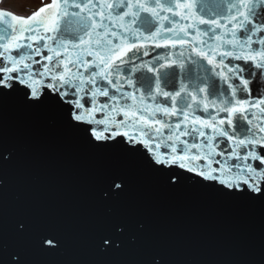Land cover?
I'll return each mask as SVG.
<instances>
[{
    "label": "snow or ice",
    "instance_id": "obj_1",
    "mask_svg": "<svg viewBox=\"0 0 264 264\" xmlns=\"http://www.w3.org/2000/svg\"><path fill=\"white\" fill-rule=\"evenodd\" d=\"M8 95L65 113L89 143L140 157L172 186L211 181L264 197V0L0 10V100Z\"/></svg>",
    "mask_w": 264,
    "mask_h": 264
},
{
    "label": "water",
    "instance_id": "obj_2",
    "mask_svg": "<svg viewBox=\"0 0 264 264\" xmlns=\"http://www.w3.org/2000/svg\"><path fill=\"white\" fill-rule=\"evenodd\" d=\"M167 175L89 143L65 113L3 97L0 264H264V197Z\"/></svg>",
    "mask_w": 264,
    "mask_h": 264
},
{
    "label": "rangeland",
    "instance_id": "obj_3",
    "mask_svg": "<svg viewBox=\"0 0 264 264\" xmlns=\"http://www.w3.org/2000/svg\"><path fill=\"white\" fill-rule=\"evenodd\" d=\"M50 2L51 0H5L2 7L26 17Z\"/></svg>",
    "mask_w": 264,
    "mask_h": 264
}]
</instances>
